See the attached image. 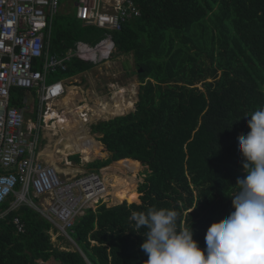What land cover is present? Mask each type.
<instances>
[{"label":"trees","instance_id":"obj_1","mask_svg":"<svg viewBox=\"0 0 264 264\" xmlns=\"http://www.w3.org/2000/svg\"><path fill=\"white\" fill-rule=\"evenodd\" d=\"M135 2L141 15L114 32L113 40L115 56L133 55L141 83L136 109L118 115L134 102L125 93L117 96L108 114L118 117L100 121L93 132L114 153L103 172L137 178L141 161L148 167L145 182L138 192L137 183L121 191L117 205L85 209L72 229L75 245L63 237L55 244L48 220L28 206L9 211L8 200L0 207V216L9 211L0 217V264H144V236L134 231L132 211L175 209L178 228L192 226L201 248L211 224L234 211L230 197L237 178L246 175L237 138L250 131L251 117H244L264 106V0ZM78 21L76 12L54 19L51 55L61 58L80 41L89 27L78 29ZM90 69L74 59L50 79ZM100 142L85 147L83 158L103 156ZM16 218L24 233H18Z\"/></svg>","mask_w":264,"mask_h":264},{"label":"built area","instance_id":"obj_2","mask_svg":"<svg viewBox=\"0 0 264 264\" xmlns=\"http://www.w3.org/2000/svg\"><path fill=\"white\" fill-rule=\"evenodd\" d=\"M61 7V0H0V207L13 194L9 211L21 206L34 209L52 224V241L63 237L75 245L71 233L77 218L85 209L106 203L111 195L103 173H75L72 154L62 158L67 169L60 168L61 163L39 160V145L55 130L52 125L58 118L52 115L68 112L60 102L72 78H50L59 69L65 71L74 59L93 65L107 62L116 52L113 33L122 31L141 12L135 0H78L77 18L106 31V37L94 46L78 42L60 58L50 54V44L53 21ZM122 89L126 88L118 92ZM112 96L111 104L115 102ZM30 105L36 107L37 118L29 122ZM14 223L18 233L25 232L19 218Z\"/></svg>","mask_w":264,"mask_h":264},{"label":"clouds","instance_id":"obj_3","mask_svg":"<svg viewBox=\"0 0 264 264\" xmlns=\"http://www.w3.org/2000/svg\"><path fill=\"white\" fill-rule=\"evenodd\" d=\"M249 116L250 131L237 138L246 175L230 197L234 211L211 224L205 248L193 239L192 226L178 228L175 209L132 211L134 231L144 236V264H264V106Z\"/></svg>","mask_w":264,"mask_h":264},{"label":"rangeland","instance_id":"obj_4","mask_svg":"<svg viewBox=\"0 0 264 264\" xmlns=\"http://www.w3.org/2000/svg\"><path fill=\"white\" fill-rule=\"evenodd\" d=\"M75 5V0H66L64 3V7L62 8V13L64 12L65 14H70V13H75L76 7ZM73 8V9H72ZM84 23L82 22H77L78 29H81V26ZM106 31L100 30L94 27H89L86 29H83L81 31V39L79 42H85L90 44L91 46H94L97 44L101 39L106 37ZM116 51V50H115ZM114 51V52H115ZM113 52V53H114ZM112 53V54H113ZM112 58H109V60L101 65H93V63L90 64L91 69L89 71H86L84 74L77 75L75 77H71L72 80L71 82L68 83V92L70 89H76L78 92V99L76 103L78 105L83 106L84 104H90L91 107L93 108H98L99 103L103 102V100H106L111 103V98H113L112 94H116L118 92L117 89L119 88H126L122 89L120 91L121 94H124L127 92L129 100H133L134 102V107L132 110L128 111L129 113L134 112L136 109V103L138 102V94L140 91V79L137 73V70L135 69V64H134V58L132 54L129 55H122V56H115V53L111 55ZM53 78V76H52ZM51 78V79H52ZM70 78V77H69ZM62 79H68V78H62ZM114 87H113V86ZM201 90H203L202 85H198ZM78 88V89H77ZM128 90V91H127ZM132 90H135L134 92H131ZM126 97V95H125ZM83 99V100H82ZM115 99L118 100V97L115 96ZM116 101V100H115ZM114 104V103H113ZM61 106H63L61 104ZM62 109V107H61ZM128 112L124 113L127 114ZM83 116V115H82ZM81 116V117H82ZM92 113L88 114V118L91 119ZM81 117H79L80 120ZM107 117V118H106ZM112 116H105V118L94 120L92 122L84 121L85 128H87V133H89L90 136L94 139L93 144L95 143V140L98 142L101 135L98 133H94V126L99 123L100 121H107L105 119H110ZM82 124H78L77 121H73V123L69 126V128L73 130H79L80 127H82ZM56 130V129H55ZM54 130V133L52 132L45 140H43L41 144V152H44L45 154L48 155L47 162H52L50 161L51 157L50 154H54L56 158H65V154H60L59 151L63 150V145L68 141V137L62 136L59 134V132H56ZM62 134V133H61ZM85 137L81 139L80 143L83 145L85 141ZM90 143V142H88ZM61 144V145H59ZM101 147L103 149V156H95L94 154H91V157H84L80 153H70L72 157H70V160L74 163V166L76 170L75 173H82L86 171H97L98 168L96 165H99L100 163H105V167H101L99 169V172L101 173H109L110 175L108 176L110 178V181L112 179H117L118 183H111L110 184H115L118 187V189L121 191H125L128 189L130 186L136 185V190L138 192V187L140 184L145 182V178L148 175V167L144 166L142 163V169L139 172L137 178L134 177L132 174H127L125 172H120L116 170H110L103 172L106 167L108 168V165L110 166L113 161L111 160V155L106 152L104 145L100 142ZM91 145V143H90ZM83 148V147H82ZM54 152V153H53ZM73 152V151H72ZM74 155H79L80 159L78 157H73ZM68 156V155H67ZM56 164L59 162L56 161ZM60 168L62 169H67L62 162ZM18 190V189H17ZM32 191V190H31ZM140 194V193H139ZM141 196V194H140ZM118 197V196H117ZM31 199L34 203L39 204L40 200L35 198L31 194ZM15 200V196L12 194L9 197V201L12 202ZM106 203H108L109 206L112 205H117V202L114 197L110 196L108 199H105ZM141 201V200H140ZM139 203L137 204H140ZM129 204V203H128ZM96 209V208H93ZM11 210V206H10ZM4 215V214H3ZM1 215V216H3ZM0 216V217H1ZM52 238V237H51ZM59 239V238H58ZM55 241V244L61 243L60 239ZM66 244L73 245L72 242H67L65 241Z\"/></svg>","mask_w":264,"mask_h":264},{"label":"bare ground","instance_id":"obj_5","mask_svg":"<svg viewBox=\"0 0 264 264\" xmlns=\"http://www.w3.org/2000/svg\"><path fill=\"white\" fill-rule=\"evenodd\" d=\"M78 95L79 94L76 91V89L73 88V89L69 90L68 94L66 95V97L64 98L63 103H62V105L66 106V108L68 110L67 114H65L64 116L58 115L56 113L54 115H52V117H53L52 119L58 118V119H56V121L54 122L52 127L54 129L60 128L63 135L69 137L68 141L65 143V145H63V150L59 151V153L63 154V155H64V153H66L65 156L70 154V153H74V152L79 151L82 147L89 145L90 143H91V145L93 144L94 139L92 138V136L89 135V133H87V131H86L87 128L84 127L85 126L84 121H87V123H88V122H92L94 120L101 119L105 116H109L108 113L110 111H115V109L117 107L115 103L111 104L110 102H108L106 100H103V102H100L99 103L100 107H98V108H93L90 106V104H84L83 106H81V105H78L76 103L77 99L79 98ZM114 95L119 96V95H121V93L117 92ZM63 106H61V107H63ZM89 113H92L91 119L88 118ZM118 115H123V114L121 113ZM114 116H116V115H114ZM79 117H81L82 120H80ZM73 121H77L78 124H82L83 126L80 127V129L76 130V131L73 129H68L67 132H64V129H67L69 127V125L73 123ZM84 137L86 139L84 141V144L87 143L86 145H83L80 143L81 139ZM88 142H90V143H88ZM68 152H70V153H68ZM54 154H50V157H51L50 161H52V164H56L55 162L59 159V158H56L54 156ZM103 174H104L107 194L114 197V199L117 201L119 198L117 196H119V193H120V190L118 189L119 186H117L115 184H110V178L108 177L110 175L109 173H103Z\"/></svg>","mask_w":264,"mask_h":264},{"label":"crops","instance_id":"obj_6","mask_svg":"<svg viewBox=\"0 0 264 264\" xmlns=\"http://www.w3.org/2000/svg\"><path fill=\"white\" fill-rule=\"evenodd\" d=\"M66 2V0H64V2L62 1V7H61V11L59 12V14L60 13H62V8L64 7V3ZM77 3H78V0H75V7H76V10H77ZM73 9V8H72ZM73 13V12H72ZM58 14V15H59ZM62 14H65L64 12L62 13ZM71 14V13H70ZM74 14V13H73ZM76 15H77V11H76ZM82 22V21H81ZM84 26H87V25H85V24H83ZM87 27H90V26H87ZM84 74V73H83ZM71 90V89H70ZM66 97V96H65ZM64 100V99H63ZM63 100H61V102H60V104H62L63 103ZM33 102H31V104H32ZM115 103V102H114ZM31 106V108H30V113H28L27 114V119H28V121L30 122V121H32V119L33 120H35L36 118H37V111H36V107L34 108V106H32V105H30ZM32 107L34 108V110H32ZM71 125V124H70ZM69 125V126H70ZM68 129H71V128H67V129H64V132H67V130ZM56 132H61V130H60V128H57L56 130H55ZM62 136L64 137V135L62 134ZM66 137V136H65ZM68 137V136H67ZM68 139H69V137H68ZM43 142V141H42ZM65 145V144H64ZM90 145V144H89ZM89 145H86V146H84L83 148H81L80 149V151L78 152V153H81V152H83V149L85 148V147H87V146H89ZM40 147H39V151H38V155H40L39 156V160L41 161V162H43V163H51V162H47V159H48V155L49 154H45L44 152H41V144L39 145ZM77 153V152H76ZM59 163L60 162H63V159H62V157L61 158H59L58 160H57ZM56 264V263H55Z\"/></svg>","mask_w":264,"mask_h":264},{"label":"water","instance_id":"obj_7","mask_svg":"<svg viewBox=\"0 0 264 264\" xmlns=\"http://www.w3.org/2000/svg\"><path fill=\"white\" fill-rule=\"evenodd\" d=\"M78 4V3H77ZM128 114V113H127ZM123 115H126V114H123ZM110 155H111V157H113V155H114V153L113 152H108ZM123 160H132V159H123ZM138 161V160H137ZM140 163H141V165H142V162L141 161H139ZM142 202L140 201V204H141Z\"/></svg>","mask_w":264,"mask_h":264}]
</instances>
